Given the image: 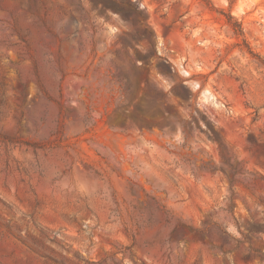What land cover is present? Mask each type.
<instances>
[{"label":"rangeland","instance_id":"374dc122","mask_svg":"<svg viewBox=\"0 0 264 264\" xmlns=\"http://www.w3.org/2000/svg\"><path fill=\"white\" fill-rule=\"evenodd\" d=\"M208 262L264 264V0H0V264Z\"/></svg>","mask_w":264,"mask_h":264},{"label":"built area","instance_id":"2783aa9c","mask_svg":"<svg viewBox=\"0 0 264 264\" xmlns=\"http://www.w3.org/2000/svg\"><path fill=\"white\" fill-rule=\"evenodd\" d=\"M169 48V49H168ZM159 53L161 56H164L165 54L164 53H173L174 51L172 49H170V47H168V45L164 42V41H160V44H159ZM203 94L205 95V93L203 92ZM206 96L211 100L212 103H215L217 102V99L216 97L213 96L212 92L209 91L208 93H206ZM205 96V97H206Z\"/></svg>","mask_w":264,"mask_h":264},{"label":"bare ground","instance_id":"6f19581e","mask_svg":"<svg viewBox=\"0 0 264 264\" xmlns=\"http://www.w3.org/2000/svg\"><path fill=\"white\" fill-rule=\"evenodd\" d=\"M209 91H207L206 93H208ZM208 264H209V262H208Z\"/></svg>","mask_w":264,"mask_h":264}]
</instances>
